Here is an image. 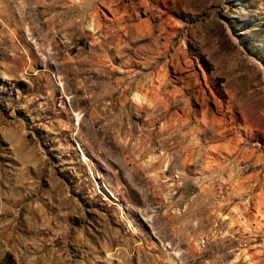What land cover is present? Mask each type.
I'll return each mask as SVG.
<instances>
[{
  "label": "rangeland",
  "instance_id": "1",
  "mask_svg": "<svg viewBox=\"0 0 264 264\" xmlns=\"http://www.w3.org/2000/svg\"><path fill=\"white\" fill-rule=\"evenodd\" d=\"M0 264H264V0H0Z\"/></svg>",
  "mask_w": 264,
  "mask_h": 264
}]
</instances>
